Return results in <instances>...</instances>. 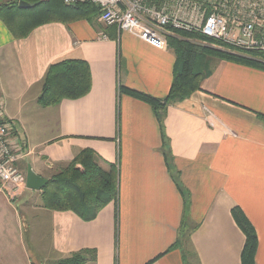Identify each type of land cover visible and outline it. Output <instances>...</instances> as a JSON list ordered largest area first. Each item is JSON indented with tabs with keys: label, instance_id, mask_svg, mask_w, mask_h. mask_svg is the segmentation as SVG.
I'll return each mask as SVG.
<instances>
[{
	"label": "crops",
	"instance_id": "0c3cea01",
	"mask_svg": "<svg viewBox=\"0 0 264 264\" xmlns=\"http://www.w3.org/2000/svg\"><path fill=\"white\" fill-rule=\"evenodd\" d=\"M67 60L88 64L89 93L41 106L47 69ZM175 63L167 43L155 49L104 27L99 13L22 39L0 20V116L19 170L48 179L83 150L118 170L116 201L89 222L46 210L41 191L0 183V264H57L84 251L83 264H241L234 207L264 264V70L209 59L200 90L161 113L163 144L152 108L121 89L163 100Z\"/></svg>",
	"mask_w": 264,
	"mask_h": 264
},
{
	"label": "trees",
	"instance_id": "16d2710c",
	"mask_svg": "<svg viewBox=\"0 0 264 264\" xmlns=\"http://www.w3.org/2000/svg\"><path fill=\"white\" fill-rule=\"evenodd\" d=\"M29 5L19 9L18 2ZM153 2V0H148ZM99 13L91 3L65 6L61 0H0V20L15 39L26 37L34 28L50 22H70L89 19ZM203 37L179 30L166 36V43L174 52L176 63L168 95L159 100L144 93L122 88L121 92L148 104L159 120L163 144V116L165 108L174 105L200 90L202 80L208 75L207 64L212 58L233 61L264 70V52L246 55L219 51L194 42ZM38 102L49 107L64 99L75 100L87 95L91 88L89 66L84 61L67 60L51 65L41 82ZM264 121V115L257 114ZM118 170L111 164L103 170L96 163L91 150L79 152L71 161L48 178L40 192L41 205L49 211H70L85 222L92 221L109 203L117 199ZM231 215L245 237L241 264H255L257 250L256 232L243 212L234 207ZM87 251L72 254L57 264H83ZM92 254H94L92 252Z\"/></svg>",
	"mask_w": 264,
	"mask_h": 264
},
{
	"label": "built area",
	"instance_id": "2783aa9c",
	"mask_svg": "<svg viewBox=\"0 0 264 264\" xmlns=\"http://www.w3.org/2000/svg\"><path fill=\"white\" fill-rule=\"evenodd\" d=\"M61 1L65 6L96 5L104 27H116L155 49H164L166 36L179 30L203 37L219 51L264 52V0ZM9 132V123L0 116V183L17 190L24 188L25 175L17 166L21 156L9 141Z\"/></svg>",
	"mask_w": 264,
	"mask_h": 264
},
{
	"label": "water",
	"instance_id": "95a60500",
	"mask_svg": "<svg viewBox=\"0 0 264 264\" xmlns=\"http://www.w3.org/2000/svg\"><path fill=\"white\" fill-rule=\"evenodd\" d=\"M29 5L24 1H19L18 8L26 9ZM48 179H44L37 175L30 166L27 168L26 176H25V187L32 191H41L44 186L47 184Z\"/></svg>",
	"mask_w": 264,
	"mask_h": 264
},
{
	"label": "rangeland",
	"instance_id": "374dc122",
	"mask_svg": "<svg viewBox=\"0 0 264 264\" xmlns=\"http://www.w3.org/2000/svg\"><path fill=\"white\" fill-rule=\"evenodd\" d=\"M7 1H11V0H7ZM199 42H200L203 46H208V47L210 46L208 40H206V39H205V41L202 40V41H199ZM236 54L246 55V53H236ZM57 172H58V169L54 168V169L51 170L50 173H48V176L50 177V176H52L53 174H55V173H57Z\"/></svg>",
	"mask_w": 264,
	"mask_h": 264
}]
</instances>
